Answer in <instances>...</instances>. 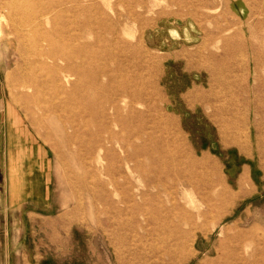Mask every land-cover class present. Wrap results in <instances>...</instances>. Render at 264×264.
<instances>
[{
	"label": "rangeland",
	"instance_id": "rangeland-1",
	"mask_svg": "<svg viewBox=\"0 0 264 264\" xmlns=\"http://www.w3.org/2000/svg\"><path fill=\"white\" fill-rule=\"evenodd\" d=\"M53 1L0 0L13 19L1 27L0 103L54 159L47 209L13 208L0 168V264H179L190 248L187 264H201L236 222L256 233L247 264H264V0H82L116 30L99 29L93 47L114 79L86 89L91 120L65 108L75 79L41 62L26 21L30 5ZM105 100L125 131L99 117Z\"/></svg>",
	"mask_w": 264,
	"mask_h": 264
},
{
	"label": "bare ground",
	"instance_id": "bare-ground-1",
	"mask_svg": "<svg viewBox=\"0 0 264 264\" xmlns=\"http://www.w3.org/2000/svg\"><path fill=\"white\" fill-rule=\"evenodd\" d=\"M15 6L17 7V5ZM34 7H38V9L32 10ZM29 9L32 11L27 16L28 19H26L28 27L35 28L41 32L39 38L41 42L40 45L42 46L41 55L46 60L41 62L52 63L54 65L52 68V70L54 69L53 72L56 73V71H59L66 82H70L71 78L75 79L73 83L74 89L71 91L66 90L65 86H63L65 108L73 112L76 119L79 115H82L84 117L88 116L89 120H91L95 116V103L93 102L92 96L88 94L89 92L86 93V89L89 90L92 87V83L99 75L106 76L109 82L114 79V73L106 67V64H103L104 61L102 65L97 64V54L95 49L93 50V47L97 42L100 43L102 40L104 41L99 31L108 30L110 27L111 30H114L115 26L108 20L107 15L104 19H99L96 16L98 13H96V11L99 9L96 8L94 3L83 4L82 0H55L50 4L41 6L32 4ZM18 11L19 10H16V13ZM1 13L0 35H2V22L4 21L6 26L10 27L12 26L13 20L10 14L3 15ZM115 31L116 30H114V32ZM8 33L13 35L10 30ZM92 35H96L97 38L92 40ZM117 56H119V54ZM93 66H100V71L98 73L96 71L95 74H92V72L85 73V71ZM57 77L53 79L57 80ZM124 92V89L121 88L116 91L113 90L112 95H122ZM54 104L56 103L54 102ZM109 108L110 106L107 104L106 100L101 102L99 116L101 120L104 121L105 124L109 121H117L122 125L123 131H125V117L122 116V108L118 105L111 107V110ZM101 131L109 132L111 138L120 135L107 126L103 127ZM226 215L228 214L225 211H220L218 220L223 219ZM216 225L217 223L214 224V230ZM234 227L237 228V231L234 234L229 233L220 238L216 243L215 255L207 256L201 264L248 263L249 250L245 248V243H247L248 239L254 240L256 233L255 231L241 229L239 222H236ZM200 230V228H197L195 232L192 233L191 240L193 242ZM207 233L208 231L206 230L204 234L207 235ZM194 256L195 249L190 248L187 254L183 258L181 257L179 264H187Z\"/></svg>",
	"mask_w": 264,
	"mask_h": 264
},
{
	"label": "crops",
	"instance_id": "crops-1",
	"mask_svg": "<svg viewBox=\"0 0 264 264\" xmlns=\"http://www.w3.org/2000/svg\"><path fill=\"white\" fill-rule=\"evenodd\" d=\"M1 103L0 155L3 160L0 156V168L9 203L16 209L51 208L54 193L52 150L16 105Z\"/></svg>",
	"mask_w": 264,
	"mask_h": 264
}]
</instances>
